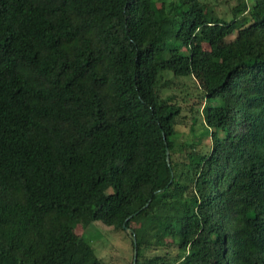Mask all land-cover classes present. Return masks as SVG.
Returning a JSON list of instances; mask_svg holds the SVG:
<instances>
[{"label":"trees","instance_id":"1","mask_svg":"<svg viewBox=\"0 0 264 264\" xmlns=\"http://www.w3.org/2000/svg\"><path fill=\"white\" fill-rule=\"evenodd\" d=\"M152 4L0 0V264H104L92 222L135 264H264V0ZM164 72L200 75L206 150L177 151Z\"/></svg>","mask_w":264,"mask_h":264},{"label":"rangeland","instance_id":"2","mask_svg":"<svg viewBox=\"0 0 264 264\" xmlns=\"http://www.w3.org/2000/svg\"><path fill=\"white\" fill-rule=\"evenodd\" d=\"M175 0H153V8L159 19L164 15L172 13V7ZM207 15H217L225 20L231 18V9L238 4L239 0H202ZM247 15V14H246ZM218 42L217 45H221ZM209 48L208 45H204ZM163 79L169 80L162 85L159 93L162 97L171 96L181 106V113L176 120L175 137L176 149L185 155L186 150L180 145L181 142L193 143L192 150H206L208 137L198 140V135L202 131V83L199 74L188 77H175L171 73L164 72ZM194 117L196 121L194 122ZM179 154V159L183 155ZM132 226H135L133 224ZM75 233L82 239L88 241L95 249L97 256L104 264H130L133 261L134 248L132 244L131 230H115L111 226H105L100 222H92L88 225L77 224L74 228ZM169 246L158 249L147 248L144 250L145 257L154 255H164L166 251L170 257L177 252L172 238L165 240Z\"/></svg>","mask_w":264,"mask_h":264},{"label":"water","instance_id":"3","mask_svg":"<svg viewBox=\"0 0 264 264\" xmlns=\"http://www.w3.org/2000/svg\"><path fill=\"white\" fill-rule=\"evenodd\" d=\"M166 154H167V159H168V154H169V150H168V147L166 146ZM124 226V229L125 230H128V227L123 225ZM134 240V255H133V264H135V260H136V257H137V251H136V242H135V237L133 238Z\"/></svg>","mask_w":264,"mask_h":264}]
</instances>
